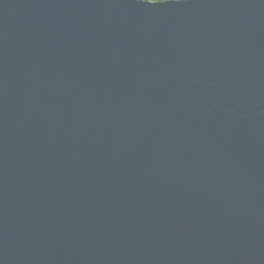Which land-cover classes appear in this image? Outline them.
<instances>
[{
  "label": "water",
  "instance_id": "water-1",
  "mask_svg": "<svg viewBox=\"0 0 264 264\" xmlns=\"http://www.w3.org/2000/svg\"><path fill=\"white\" fill-rule=\"evenodd\" d=\"M0 264H264V0H0Z\"/></svg>",
  "mask_w": 264,
  "mask_h": 264
},
{
  "label": "snow or ice",
  "instance_id": "snow-or-ice-1",
  "mask_svg": "<svg viewBox=\"0 0 264 264\" xmlns=\"http://www.w3.org/2000/svg\"><path fill=\"white\" fill-rule=\"evenodd\" d=\"M157 3H160V0H156Z\"/></svg>",
  "mask_w": 264,
  "mask_h": 264
},
{
  "label": "trees",
  "instance_id": "trees-1",
  "mask_svg": "<svg viewBox=\"0 0 264 264\" xmlns=\"http://www.w3.org/2000/svg\"><path fill=\"white\" fill-rule=\"evenodd\" d=\"M166 1V0H165Z\"/></svg>",
  "mask_w": 264,
  "mask_h": 264
}]
</instances>
